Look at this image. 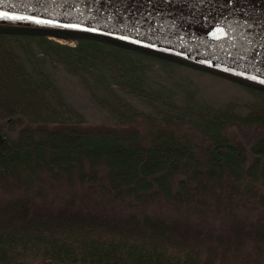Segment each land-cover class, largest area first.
Instances as JSON below:
<instances>
[{
	"label": "trees",
	"instance_id": "trees-1",
	"mask_svg": "<svg viewBox=\"0 0 264 264\" xmlns=\"http://www.w3.org/2000/svg\"><path fill=\"white\" fill-rule=\"evenodd\" d=\"M18 38L67 66L136 53L264 97V83L182 56L0 21V264H264V99L246 113L196 106L187 120L133 114L91 125L67 113L31 49L10 46ZM134 75L125 82L139 89ZM234 126L258 135L244 145Z\"/></svg>",
	"mask_w": 264,
	"mask_h": 264
},
{
	"label": "water",
	"instance_id": "water-1",
	"mask_svg": "<svg viewBox=\"0 0 264 264\" xmlns=\"http://www.w3.org/2000/svg\"><path fill=\"white\" fill-rule=\"evenodd\" d=\"M0 21L104 35L264 83V0H0Z\"/></svg>",
	"mask_w": 264,
	"mask_h": 264
},
{
	"label": "rangeland",
	"instance_id": "rangeland-1",
	"mask_svg": "<svg viewBox=\"0 0 264 264\" xmlns=\"http://www.w3.org/2000/svg\"><path fill=\"white\" fill-rule=\"evenodd\" d=\"M47 39L75 46L72 40L54 36ZM8 42L20 52L31 49L32 61L38 59L59 88L68 105L67 113L74 117L77 112L85 123L91 125L109 126L133 114L150 115L157 119L180 115L187 120L198 115L196 106L219 109L230 105L233 111L246 113L251 106L264 99L228 79L136 53H116L114 60V55H110L105 48L107 52L98 56L94 67L67 66L62 56L43 51L33 40L18 38ZM129 74L134 75L139 89L125 82ZM93 76L101 83H97ZM229 133L244 145L258 135L254 130L246 131L236 126L230 128Z\"/></svg>",
	"mask_w": 264,
	"mask_h": 264
}]
</instances>
